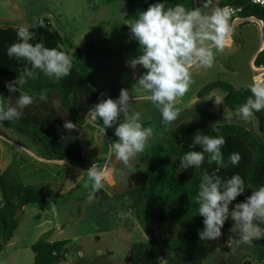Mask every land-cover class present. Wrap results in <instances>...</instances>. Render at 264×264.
Wrapping results in <instances>:
<instances>
[{"label":"rangeland","instance_id":"1","mask_svg":"<svg viewBox=\"0 0 264 264\" xmlns=\"http://www.w3.org/2000/svg\"><path fill=\"white\" fill-rule=\"evenodd\" d=\"M220 2L222 0H212L211 7ZM197 6H201L200 0H197ZM143 10L141 0L135 3L131 0H0V27L33 24L34 17H50L54 28L62 35L71 36L77 53L87 61L102 99H116L121 88L131 91L139 76L146 71L141 66L134 70L126 63L140 54L129 25ZM202 10L210 11L211 8ZM233 38L231 46L216 54L211 68L192 69L190 90L177 104L181 114L171 126L161 123L158 111L150 102L135 101L132 104V110L141 113L144 126L153 128L154 136L146 153L133 158L124 175L110 178L106 187L91 201L87 198L91 181L82 173L92 164L104 165L108 144L118 139L114 134L115 125L106 129L104 134L87 122L81 134L87 162L80 165L38 158L33 150L23 146L15 133L8 132L9 139L0 136V173L9 170L15 159L30 156L20 166L24 181L37 184V189L44 195L52 193L56 202L27 205L18 210L19 227L0 254V264H34L31 247L47 232H51L52 241H70L67 261L56 264H131V246L150 239L132 216L129 201L118 202L115 198L148 172V164L154 161L151 147L181 123L191 121L217 126L231 120L260 134L255 114L242 121L236 111L214 103L215 96L225 97L222 90L199 97L204 87L216 81L237 89L249 86L253 74L251 59L261 43L260 24L256 21L246 23L236 30ZM132 94H135L134 90ZM110 165L116 169L124 167L114 155ZM227 222L221 237L211 240L203 264H245L247 260L262 264L257 261L255 249L263 240H255L250 246L241 245L237 249L238 245L229 242L235 234L229 231L231 219ZM153 231L159 237L177 235L176 230L167 226L154 225Z\"/></svg>","mask_w":264,"mask_h":264},{"label":"trees","instance_id":"2","mask_svg":"<svg viewBox=\"0 0 264 264\" xmlns=\"http://www.w3.org/2000/svg\"><path fill=\"white\" fill-rule=\"evenodd\" d=\"M135 1L131 0L132 3ZM141 2L143 9L146 10L149 4L155 3L156 0ZM175 4H182L191 9L197 6V0H168L166 6ZM227 4L244 6V11L238 17H254L262 21L264 39V8L250 4L249 0H222L219 7ZM38 18H43L45 26L31 28L33 32L31 42L33 44L42 42L46 47L65 51L72 58L73 68L68 77L59 81L49 79L42 73L35 80H29L21 91L33 95V103L23 110L18 122L0 121V136L9 139L8 132L15 133L21 138L23 146L33 150L38 158L80 165L87 162L81 134L87 124L88 108L102 100V97L96 89L87 61L77 53L71 36L62 35L54 28L50 17ZM16 27L14 24L0 27V95L5 99L11 97L5 101L9 105L15 104L19 91L10 93L5 87V82L22 74L27 63L22 59L10 58L6 54V48L17 42ZM255 65H264V49L257 55ZM218 89L225 93L221 108L231 111H236L251 95L248 86L237 89L228 83L216 81L204 87L199 97L208 96ZM42 90H47V101L39 99ZM54 99L61 102L59 110L52 107ZM254 114L259 120L260 134L245 125L232 122L210 126L191 121L181 123L151 147L154 161L148 164V172L137 179L131 188L115 198L118 202L129 201L132 216L145 229L150 239L131 246V264L204 263V256L211 240L207 241L206 248L203 249L205 240H200L198 236V230L203 228V217L198 215L195 197L202 170L207 169L211 172L216 165L214 163L208 165L205 154L202 169L183 170L180 167L181 157L185 152L193 150L189 145L198 131L210 136L222 135L226 140L222 149L225 160L231 152H239L241 160L238 166L229 165L227 168H221L219 174L228 178L239 173L244 178L246 192L238 196L233 204L243 201L251 191L264 184V110ZM65 120L75 123L77 129L71 132L64 129ZM194 150L199 151V146ZM28 158L30 156L27 155ZM27 159L25 156H21L19 160L15 159L9 170L0 173V254L14 238L19 227L17 212L20 208L27 205L56 203L53 201L52 193L44 195L37 189V184L24 181L20 166L27 162ZM41 173L43 174L42 171ZM227 223L226 221L225 225ZM154 225L170 227L176 230L177 235L171 238L156 236L153 231ZM50 237L51 232L44 233L32 245L34 264L67 261L70 241H52ZM262 240L263 243H259L255 251L258 263L263 264L264 238ZM245 264L252 262L247 260Z\"/></svg>","mask_w":264,"mask_h":264},{"label":"clouds","instance_id":"3","mask_svg":"<svg viewBox=\"0 0 264 264\" xmlns=\"http://www.w3.org/2000/svg\"><path fill=\"white\" fill-rule=\"evenodd\" d=\"M167 4L168 0H156L146 10L138 12L129 25L131 37L138 42L140 54L126 63L134 70L137 66L146 70L132 90L121 88L116 99H102L88 108L87 122L104 134L106 129L115 125L114 134L118 138L108 144L103 166L92 164L82 173L91 181V191L87 197L90 201L106 187L110 178L124 175L133 158H140L146 153L154 136L153 128L144 126L141 113L133 111L132 104L135 101L150 102L158 111L161 123L171 126L181 114L177 104L190 90L192 69L211 68L216 54L225 50L231 37V14L226 8L211 7L212 0H200L201 6L191 9L182 4ZM209 8L210 11L202 10ZM33 19V24L16 27L17 42L6 48L8 57L27 63L22 74L5 82L10 93L19 91V95L14 105L5 103L11 97L5 99L0 95V121L18 122L23 110L33 103V95L21 91L29 80H35L42 73L49 79L59 81L68 77L73 68L72 58L65 51L46 47L42 42H31V28L45 26L43 18ZM249 91L251 95L236 109V116L242 121L264 110V83H253ZM39 99L48 100L47 90L39 93ZM60 103L59 99H54L53 109L59 110ZM214 103L220 105L223 100L215 96ZM228 122L231 123V120ZM63 127L69 132L77 129V125L70 120H65ZM225 144L222 135L210 136L198 131L189 145L193 150L183 154L180 167L183 170L202 169L205 154L207 164L216 165L211 172L203 169L199 179L195 197L198 215L203 217V228L198 230L199 239L215 240L221 237L222 228L230 218L232 224L229 231L235 235L229 238V242L250 246L253 241L264 238V184L251 191L243 201L233 204L238 196L246 192V184L239 173L228 178L219 174L221 168L238 166L241 160L239 152L229 153L225 160L222 151ZM196 146H199V151L194 150ZM113 155L123 168L116 169L110 165Z\"/></svg>","mask_w":264,"mask_h":264},{"label":"crops","instance_id":"4","mask_svg":"<svg viewBox=\"0 0 264 264\" xmlns=\"http://www.w3.org/2000/svg\"><path fill=\"white\" fill-rule=\"evenodd\" d=\"M218 5L220 6V4H218ZM218 5L216 7H219ZM253 21H256V22H258L260 24V28H261V43H260L259 47L257 48V51L255 52L254 56L251 59V66H252L253 74H252V77H251V79L249 81V86L252 85V83H253V76L255 74L256 68L258 67V66L255 65V59H256L257 55L264 49L263 24L261 25L260 20L257 21V19L254 18V17H238L236 20H234L231 23L232 24L231 37L228 40L227 45H226V46H231L233 44V39H234L233 38V34L236 32V30L239 27L245 25L246 23L253 22ZM238 248H239V246H237V249Z\"/></svg>","mask_w":264,"mask_h":264},{"label":"built area","instance_id":"5","mask_svg":"<svg viewBox=\"0 0 264 264\" xmlns=\"http://www.w3.org/2000/svg\"><path fill=\"white\" fill-rule=\"evenodd\" d=\"M249 3L264 8V0H249ZM221 8H226L229 11V13L231 14L230 20L233 21L236 20L239 14H241L245 9L244 6H237L231 4L224 5ZM260 22L263 24L262 21ZM253 83H264V65L258 66L256 68L255 74L253 76Z\"/></svg>","mask_w":264,"mask_h":264},{"label":"water","instance_id":"6","mask_svg":"<svg viewBox=\"0 0 264 264\" xmlns=\"http://www.w3.org/2000/svg\"><path fill=\"white\" fill-rule=\"evenodd\" d=\"M207 241H208V240H205V243H204V248H203V249H205V248H206ZM198 262H200V261H198Z\"/></svg>","mask_w":264,"mask_h":264}]
</instances>
